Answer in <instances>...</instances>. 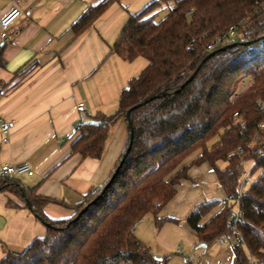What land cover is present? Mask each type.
<instances>
[{
  "label": "trees",
  "instance_id": "trees-1",
  "mask_svg": "<svg viewBox=\"0 0 264 264\" xmlns=\"http://www.w3.org/2000/svg\"><path fill=\"white\" fill-rule=\"evenodd\" d=\"M114 1L88 6L72 31L80 34ZM163 9L167 13L160 17ZM230 28L238 32L235 41L206 49ZM112 51L126 61L142 56L147 65L121 91L112 115H95L76 125L70 153L99 158L113 124L123 117L128 138L113 171L104 184L71 205L73 214L63 219L43 211L57 200L25 188L14 176L0 177V190H6L2 182L13 186L10 192L46 228L42 237L10 252L0 264H171L166 257H155L135 236L134 227L172 199L175 179L166 175L198 147L202 151L196 162L209 163L227 195L236 189L241 160H251L253 171L258 170L239 201L242 242L232 245V264H264V129L258 126L264 122V0H152L129 15ZM182 175L185 169L176 177ZM6 203L19 207L9 197ZM210 205L202 201L187 217L206 244L232 234L228 208L199 223Z\"/></svg>",
  "mask_w": 264,
  "mask_h": 264
},
{
  "label": "crops",
  "instance_id": "crops-1",
  "mask_svg": "<svg viewBox=\"0 0 264 264\" xmlns=\"http://www.w3.org/2000/svg\"><path fill=\"white\" fill-rule=\"evenodd\" d=\"M98 1L0 0V17L11 6L20 9L8 39L0 40V122L10 119L15 124L8 141L0 132V166L29 163L31 175L14 177L25 188L57 200L43 208L52 219L70 217L71 205L90 188L104 184L127 142V122L120 117L101 156L83 158L70 153L76 125L95 115H112L121 91L147 65L139 69L134 61L140 56L123 60L112 46L129 15L152 0H115L92 25L75 34L72 23ZM78 102H84V112L76 109ZM8 197L19 207L8 205ZM45 231V225L15 196L0 190V260L22 251ZM217 261L227 264L204 256L197 264Z\"/></svg>",
  "mask_w": 264,
  "mask_h": 264
},
{
  "label": "rangeland",
  "instance_id": "rangeland-1",
  "mask_svg": "<svg viewBox=\"0 0 264 264\" xmlns=\"http://www.w3.org/2000/svg\"><path fill=\"white\" fill-rule=\"evenodd\" d=\"M166 13L167 9H163L159 15L161 17ZM135 64L141 69L140 67L145 66L147 61L140 56L134 61ZM216 139L217 137H214L207 144H211ZM201 151V147L192 150L166 175L167 180L175 179V195L160 208L156 215L147 214L142 218L135 225L134 231L136 230L137 238L158 259L166 257L170 263L185 264L186 261H190L197 264L198 256L202 255L211 261L218 257L225 263L232 264V245L236 243L233 234L228 237H219L206 244L201 242L187 222L189 213L202 201H210L211 205L200 218V224L226 208L229 209V213L236 212L238 209V204L227 198L226 191L217 181L216 174L209 163L201 160L196 162ZM250 162H246L245 166L251 165ZM219 164L222 166L223 162ZM180 169H185V175L178 179L176 175ZM2 186H5V191L14 196L10 192L14 190L13 186L3 182ZM201 244L205 246L202 247ZM178 246L181 252L175 251Z\"/></svg>",
  "mask_w": 264,
  "mask_h": 264
},
{
  "label": "built area",
  "instance_id": "built-area-1",
  "mask_svg": "<svg viewBox=\"0 0 264 264\" xmlns=\"http://www.w3.org/2000/svg\"><path fill=\"white\" fill-rule=\"evenodd\" d=\"M20 16V9L16 6H11L1 17H0V40L6 41L8 39V30L12 23ZM238 32L235 28H230L227 31L216 35L210 43L206 45V49L210 50L213 46L218 44H223L226 42H233L237 39ZM191 46L190 43L186 44V49H189ZM242 86H245V82H241ZM237 97V94L234 93L231 95V99L234 100ZM76 109L80 112L85 111V104L84 102H78L76 105ZM233 116H237V112H234ZM15 124L13 120L5 119L0 122V132L2 135V140L4 142L8 141L10 138V134L14 128ZM259 129H264V122L258 124ZM238 153L240 152L237 151ZM258 156H262V150L257 151ZM251 160H241L242 164V172L239 176L238 184L234 192H231L227 195V198L230 201H234V203L238 204V209L236 212L229 213L228 217V225L229 229L232 234L236 238V242H242L241 233L239 230V224L242 221V212L239 207V201L241 200L243 194L247 192L250 184L252 183L253 179L257 175V171H253V162L249 166H245L246 162ZM257 172V173H256ZM22 173H26L31 175L33 173V169L29 165L28 162H21V163H4L0 166V177L6 176H16ZM176 252H181V248L178 246L176 248ZM201 255L198 256V259H201ZM187 262V261H186ZM120 264H126L125 261H121ZM217 264H224L223 261H217Z\"/></svg>",
  "mask_w": 264,
  "mask_h": 264
},
{
  "label": "water",
  "instance_id": "water-1",
  "mask_svg": "<svg viewBox=\"0 0 264 264\" xmlns=\"http://www.w3.org/2000/svg\"><path fill=\"white\" fill-rule=\"evenodd\" d=\"M224 48H225V47H224ZM224 48H222V49H224ZM213 53H214V52H211L210 55H212ZM129 116H130V110H128V111L126 112V118H127L128 120H129ZM128 125L130 126V121H128ZM131 141H132V134L129 135V144H128V147H127V149H126V151H125V153H124V156H126V154L128 153V151H129V149H130ZM118 168H119V166L116 168L115 172L113 173L112 177L110 178L109 182L106 184L105 187H107V186L109 185V183L112 181L113 177L115 176L116 172L118 171ZM26 201H27V200H26ZM86 208H87V206H86L83 210H81V211H84ZM202 245H204V244H202Z\"/></svg>",
  "mask_w": 264,
  "mask_h": 264
}]
</instances>
